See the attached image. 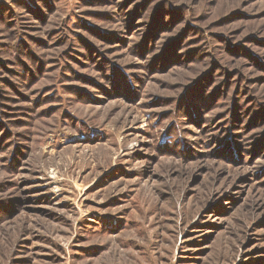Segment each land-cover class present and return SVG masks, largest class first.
Masks as SVG:
<instances>
[{
    "label": "rangeland",
    "instance_id": "rangeland-1",
    "mask_svg": "<svg viewBox=\"0 0 264 264\" xmlns=\"http://www.w3.org/2000/svg\"><path fill=\"white\" fill-rule=\"evenodd\" d=\"M0 264H264V0H0Z\"/></svg>",
    "mask_w": 264,
    "mask_h": 264
}]
</instances>
